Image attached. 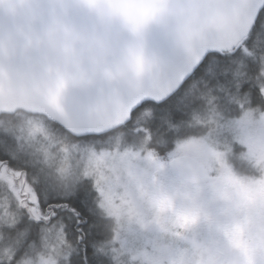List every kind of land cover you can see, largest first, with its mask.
<instances>
[{"label":"water","instance_id":"95a60500","mask_svg":"<svg viewBox=\"0 0 264 264\" xmlns=\"http://www.w3.org/2000/svg\"><path fill=\"white\" fill-rule=\"evenodd\" d=\"M264 0H0V115H42L74 137L127 123L175 93L210 53L232 50ZM168 166L189 183L201 164Z\"/></svg>","mask_w":264,"mask_h":264},{"label":"rangeland","instance_id":"374dc122","mask_svg":"<svg viewBox=\"0 0 264 264\" xmlns=\"http://www.w3.org/2000/svg\"><path fill=\"white\" fill-rule=\"evenodd\" d=\"M218 82L217 77L207 82L215 92L210 97L216 99L224 90ZM17 112L14 126L0 120L1 133L18 129V145L28 154L37 177L49 179L54 187L80 186L89 195L94 192L112 218L113 244L104 249L110 257L107 264H264V171L241 186L244 194L237 209L222 206L212 186L222 172L220 149H227L232 162L237 158L233 153L237 141L245 146L248 157L253 156L261 114L252 111L249 118L216 119L200 137L178 140L175 149L161 159L134 138L69 140L43 116ZM226 112L217 113L222 117ZM179 154L190 155L206 174L215 176L186 188L168 166ZM14 205V199L0 196V264L9 262L24 236L22 230L4 229L19 220ZM38 243L39 247H33L34 258L25 257L17 264H69L70 246L58 225L44 231Z\"/></svg>","mask_w":264,"mask_h":264},{"label":"trees","instance_id":"16d2710c","mask_svg":"<svg viewBox=\"0 0 264 264\" xmlns=\"http://www.w3.org/2000/svg\"><path fill=\"white\" fill-rule=\"evenodd\" d=\"M260 22L264 23V4L253 29L234 49L208 54L175 93L161 103L143 102L121 126L100 135L74 137L59 125L47 122L63 131L69 140H102L121 135L124 139L140 140L146 150L166 159V154L175 149L178 140L200 137L216 119H237L254 111L255 100L264 101L261 91L264 85V64L261 62L264 60V36L258 42L253 38ZM211 77H217L218 84L224 88L220 87L222 95L218 99L210 97L215 94L207 83ZM208 105H214L215 109H208ZM221 111L227 112L221 117L217 113ZM17 113L0 115V120L14 126ZM207 122L211 123L206 126ZM17 132L18 129H14L5 134L0 129V196L14 199V209L19 215L11 229H4L11 233L24 231L5 264L20 263L28 256L34 258L36 254L32 251L33 247H39V236L55 225L60 227L62 237L70 246L69 264H107L110 257L104 249H110L109 244H113L111 230L114 224L99 205V197L94 192L89 195L80 186L54 187L49 179L38 178L35 166L28 162V154L18 145ZM57 150L59 148L53 151ZM19 199H23L22 205ZM9 236L14 238L16 235Z\"/></svg>","mask_w":264,"mask_h":264},{"label":"flooded vegetation","instance_id":"af4514ba","mask_svg":"<svg viewBox=\"0 0 264 264\" xmlns=\"http://www.w3.org/2000/svg\"><path fill=\"white\" fill-rule=\"evenodd\" d=\"M256 26L253 38H256V42H258V39H261L264 36V23L260 22ZM263 90L264 85L261 87L262 94L264 95ZM254 104L253 110L256 114H261L262 117L260 119V127L257 130L260 139L253 156L248 157L244 152L245 146L238 144L237 141L234 142L235 147L233 150V153L237 154V158H234L232 162L228 158L227 149L219 150L223 163L222 166L220 164L218 165H220V172L221 170L222 172L219 176L213 179L212 186L223 202L221 205L224 207L228 206L231 209H237L241 206V200L244 194L241 186L247 185L260 178L264 171V101L255 100ZM251 115L252 112L243 115V117L249 118ZM213 176L215 175L212 173L206 174L202 168L201 180L198 183H189L182 180L181 182H183L182 184L186 188H192L203 184L205 180H208ZM18 202L22 205L24 201L23 199H19ZM173 209H175V207H173Z\"/></svg>","mask_w":264,"mask_h":264}]
</instances>
